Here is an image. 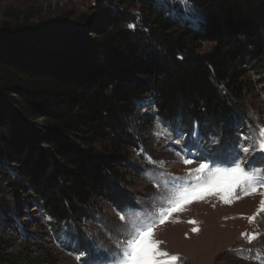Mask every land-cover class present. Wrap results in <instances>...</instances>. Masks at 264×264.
<instances>
[{
    "label": "trees",
    "instance_id": "16d2710c",
    "mask_svg": "<svg viewBox=\"0 0 264 264\" xmlns=\"http://www.w3.org/2000/svg\"><path fill=\"white\" fill-rule=\"evenodd\" d=\"M185 3L121 0L98 19L0 26V166L15 165L4 184L35 198L57 247L80 264L113 261L84 230L98 199L138 211L121 182L139 127L194 137L204 154L247 135L235 82L248 70L264 90V0ZM145 101L153 115H135Z\"/></svg>",
    "mask_w": 264,
    "mask_h": 264
},
{
    "label": "rangeland",
    "instance_id": "374dc122",
    "mask_svg": "<svg viewBox=\"0 0 264 264\" xmlns=\"http://www.w3.org/2000/svg\"><path fill=\"white\" fill-rule=\"evenodd\" d=\"M120 1L0 0V26L55 23L63 19L74 23L82 16L98 19L117 10ZM166 1L186 6L184 0ZM210 47L202 45L200 50L208 51ZM245 71V76L235 85L244 91L239 105L247 112L246 119L250 122L247 135L239 136L242 141L236 146L224 142L215 145V150L207 147L208 154H204L196 147L194 137L191 141L185 140L182 134L159 123L138 128L136 138L140 139V146L129 152L135 169L126 175L121 186L134 201L138 209L135 213L140 219L161 206L165 195L163 174L185 177L189 170L199 166L198 162L185 166L181 152H191L197 161L201 157L228 160L238 154L247 161L246 168L264 170V152L250 151L245 155L239 150L241 146L254 148L259 130L264 129V90L257 82L258 76ZM135 115L152 116L150 103L145 101ZM10 166L15 167L10 160L0 166V264H80L78 258L57 247L45 218L35 207V198L29 199L23 191L12 192L4 184ZM154 180L160 181L159 189L154 186ZM192 180L195 182V178ZM222 194V188L214 190L204 200L174 213L155 229V239L161 242L160 250L178 257L176 264H264L260 255V250L264 254V210H261L264 185L247 192L237 189L236 196L228 202L221 198ZM96 204L99 215L94 222L85 224L84 230L114 259L124 239L126 225L110 202L98 199ZM253 236L255 238L249 242Z\"/></svg>",
    "mask_w": 264,
    "mask_h": 264
},
{
    "label": "snow or ice",
    "instance_id": "6c2138e0",
    "mask_svg": "<svg viewBox=\"0 0 264 264\" xmlns=\"http://www.w3.org/2000/svg\"><path fill=\"white\" fill-rule=\"evenodd\" d=\"M239 150L245 155L250 151L264 152V129L259 130V138L254 148L241 146ZM180 155L185 166L194 162H198L199 166L189 170L185 177L163 174L166 179L161 206L147 214L146 218L140 219L139 214L131 211L120 213L121 222L126 228L123 231L124 239L118 245L119 250L112 264H176L179 258L161 251V242L155 239V229L159 225L165 223L174 213L183 211L187 205L204 200L206 195L212 194L214 190L222 188L221 198L228 202L236 196L237 189L247 192L264 185V170L251 166L246 168L247 161L238 154L228 160H209L201 157L199 161L191 152H181ZM192 178H195V182ZM154 186L159 189L160 181L154 180ZM261 210H264V207ZM254 238H249V242Z\"/></svg>",
    "mask_w": 264,
    "mask_h": 264
}]
</instances>
